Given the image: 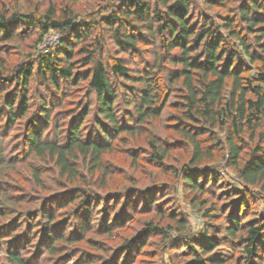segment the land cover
<instances>
[{
	"label": "trees",
	"instance_id": "1",
	"mask_svg": "<svg viewBox=\"0 0 264 264\" xmlns=\"http://www.w3.org/2000/svg\"><path fill=\"white\" fill-rule=\"evenodd\" d=\"M92 1L98 12L85 20L75 8L79 0L59 10L49 6L26 14L9 11L6 5L0 8V218H6L19 202L20 206L38 205L0 224V251L13 264H36L46 255L61 253L64 244L83 241L92 220L91 196L98 195L96 190L104 189L111 176L104 159L112 151L111 142L120 136H136L171 106L174 112L167 116L172 120L170 126L183 142L178 144L189 152L173 172L183 182L185 199L204 208V216L212 210L213 205L207 207L201 196L221 178L206 164L222 154V167L231 171L236 181L224 193L234 198L237 209L230 211L220 228L207 221L195 237L180 212L171 213L174 224L167 229L153 221L145 223L133 240L121 241L118 247L122 250L106 258L107 264H131L135 248L144 246V235L159 234L165 240L171 228L180 240L174 242L173 253L177 254L178 243L184 248L179 252L188 257L177 264H264V201L259 216L243 221L239 216L242 207L250 205L253 189L264 193V0H238L232 10L227 7L232 0ZM92 27L101 35L91 38ZM28 29L37 33L32 53L10 69L1 42ZM51 30L61 35L60 41L42 54L37 47ZM101 37L109 39L116 55L104 58ZM148 51L152 54L149 61L144 57ZM140 55L143 67L140 62L131 66L126 61V56ZM35 81L39 88L50 90L48 95L31 93ZM84 82L87 92L76 108L64 111L66 89ZM171 95L177 96L172 104ZM259 129L262 131L256 135ZM10 137L9 142L3 140ZM148 137L151 160L163 164L177 141ZM249 137L259 140L250 150L245 142ZM45 166L72 187L49 198L54 204L43 195L14 200L13 187L7 185L10 179L32 182L38 189L34 194L45 192ZM86 183L88 187H84ZM119 201L117 198L114 205L105 201L106 210L112 211L113 206L117 210ZM64 208L73 210V215L80 214L79 208L87 210V226L80 222L64 235L63 221L58 219ZM116 213L112 212V223L107 221L102 227L108 236L120 226L117 222L124 209ZM239 249L242 257L234 259ZM70 257L74 258L72 264L93 263L87 257L75 261L76 254ZM61 260L70 261L68 256ZM168 260L174 264L172 257Z\"/></svg>",
	"mask_w": 264,
	"mask_h": 264
},
{
	"label": "rangeland",
	"instance_id": "2",
	"mask_svg": "<svg viewBox=\"0 0 264 264\" xmlns=\"http://www.w3.org/2000/svg\"><path fill=\"white\" fill-rule=\"evenodd\" d=\"M71 1L0 0V8L6 5V8L9 11L20 10L21 13L26 14L27 12H35L36 10L42 12L49 6L59 10L61 7H63V5H66ZM237 1L238 0H232V2L227 5L228 9L232 10L231 7L239 3L241 0H239V2ZM75 8L82 16V20L92 19L98 12V6H96V3L92 0H79V2L75 4ZM88 16L93 17L89 18ZM36 34L37 33L33 32V30L28 29L25 34L20 33L13 40L1 42L3 45H5V62L10 67V69L17 62L26 60L32 53L31 46L36 39ZM89 34L91 35V38L101 35L100 30H98L96 27H92L89 30ZM101 40L103 41L104 45V58H110L111 56L116 55L117 52L115 51L109 39L106 37H101ZM87 44L90 45L89 41H87ZM142 47H147L149 50L151 49V46L148 44H142ZM144 54L148 55L144 56L148 61L152 59V54H149V51L144 52ZM119 57L124 56L121 55ZM126 59H128L126 61L129 62L131 66H133L134 63H136L137 66V63L140 62L139 66L143 67V55H140L139 58L131 57V59L126 56ZM38 85L39 82L37 81L32 84L31 93L35 91L33 95H37L38 93L48 95L50 90L47 88H39ZM6 88L7 87L4 89ZM63 89H66V87ZM86 92L87 88L85 86V82L80 83L77 87L71 86L66 89L64 99H62V95L59 97V99H62V104L64 105L62 109L67 111L66 109L72 110L73 108H76V103ZM170 99L172 104L177 100V96L171 95ZM34 107H36V104H34ZM169 111L171 113L174 112L171 106L167 107L166 112L161 119L152 121L150 124L142 127V130L138 132L139 134L136 136H120V138H116L111 142L112 151L104 155V159L106 160V163H108V166L111 170V176L109 177L104 189H102L100 192L96 190L98 195L91 196L92 207L90 212L92 220L89 222L87 227L88 231L85 233L86 238H84V240L81 242L64 244L62 246L63 251L61 253L54 256L46 255L44 260L42 259L36 264H54V262L63 259L64 256H68V259H70L68 262L69 264H72L74 258L70 257L71 254L78 255L75 261H79L81 258L85 261V257H87L89 261H93L92 264H107L106 258H111L117 252L122 250L121 246L118 247L122 243L121 241L133 240L139 231L145 226V223L153 221V223L161 225V227L164 229H167V226L169 225H173V221L170 220V215L173 212H180L186 217L190 227V235L193 234L194 237L198 235L197 233L202 232V229L205 227V223L207 221L213 223L215 226H219V228L220 225L223 226V224H225L228 214L232 209L235 208L233 200L234 198L231 196L229 197L228 194L224 193L225 189L236 184V181L233 179V173L222 167V154H216L212 163L207 162L206 165H211L219 172L221 181L218 183L216 182L213 187L210 186L207 194H203V196H201L203 199H206L207 207H209L210 204L213 205L212 210H209L207 213H205L206 216H204V208L199 209L198 205H192L190 202H188L185 199L183 182L179 177L174 176L173 172L188 158L189 152L187 153V149H183V144H178L183 142L179 140L178 135L173 131L174 128L170 126L172 120L171 118L167 117ZM261 131L262 130L260 129L257 130L256 135H258L257 133H260ZM247 136L245 137L247 138ZM147 137L148 139H151L152 137L159 140L167 139L169 142L177 141L174 149L168 153V156L163 164L155 163L153 160H151L149 148L146 144ZM3 140L9 142L11 137L8 140L3 138ZM258 141L259 140H257L256 137L253 139V141H251L250 137L245 139L247 149H249L250 145L253 146L258 144ZM22 151H20V153H23ZM6 152L10 153L8 149ZM18 168H20V165ZM43 169H47L44 171L43 175V180L46 183L45 192L42 191L40 195H38V193L34 194V192H38V189L37 191L35 190L36 187L32 184V182L21 183L20 181L19 183L17 180L10 179V184L7 185L9 187H13L11 190L13 192L12 198L17 201H27L30 197L37 198L43 195L44 199L46 198V201L49 200L51 201L50 203L54 204L55 201L49 198H52L59 192L62 193L63 191L72 187L73 184L59 179L54 172H50V166H45ZM12 184L16 186H13ZM84 187H88L87 183L84 184ZM231 187L229 189H231ZM2 191L4 192L5 190ZM136 191H138L137 194L132 196V194ZM139 192H144L146 194L143 195ZM253 192L254 196L249 202L250 205H248L246 209L242 207L243 210H241L239 213L240 219H242V221L243 219L248 218L254 219L260 215V209L263 207L264 193H257L255 189H253ZM118 193L121 195H118ZM100 197H102V201L99 200ZM145 197L148 199V202H145ZM117 198L120 199V205L116 206L117 210L114 209V206L113 208L111 207L113 209L112 211L109 212L106 210L108 205L105 201H108V203L111 202V205H114V202ZM142 198L144 199L143 203L140 202ZM126 201L127 203H125ZM15 206H19L20 208ZM128 206L129 208H127ZM36 208H38V205L36 204L34 207L27 204L20 206L19 202L18 204L14 205V208H11L10 214L6 218H0V224L10 222L18 212L28 213L29 211ZM122 209H124V213L122 214L121 218L122 220L117 222L120 226L113 228L111 230V235H106V232H104L102 228L104 223L107 221L108 223H112V219L114 217L112 212L115 211V213L117 212L116 214H119ZM236 209L237 208H235L234 211H236ZM79 210V215H73L71 213L73 210L71 211L69 208H64L59 211L58 219L63 221L61 222V225L64 230V235L71 233L72 228L78 226L80 222L83 224V226H87L88 223L84 218V214L88 213V211L83 208H79ZM209 214H214L215 218L207 217ZM169 232V237H167L165 240L164 238L162 240L159 234L156 235L149 233L144 235L141 238L144 241V246H139L137 249L135 248L136 255L131 264H172L168 260V258L171 257L174 260V264L187 261L188 257L183 253L184 251L179 252L180 250L184 249L181 247V244L177 243L175 245L176 247H179V249H176L177 254L173 253L174 242L176 243L177 239L178 242L180 240L175 235L172 228L169 230ZM92 241L93 243H91ZM163 243L164 245L166 244V246H163L162 248ZM100 245L103 246V249L99 248ZM108 247H110L109 251L107 250ZM160 253H162V255ZM240 257H242V253L239 249V251L234 254V259L238 258L239 260ZM234 261L235 260H233V262ZM62 262L63 260L59 261V264H67L66 262ZM108 263L111 264L110 262ZM0 264H13L8 261L3 251H0Z\"/></svg>",
	"mask_w": 264,
	"mask_h": 264
},
{
	"label": "built area",
	"instance_id": "3",
	"mask_svg": "<svg viewBox=\"0 0 264 264\" xmlns=\"http://www.w3.org/2000/svg\"><path fill=\"white\" fill-rule=\"evenodd\" d=\"M59 41H60L59 34L51 30L42 38L41 42L39 43L38 50L42 54H46L50 51V49L57 46Z\"/></svg>",
	"mask_w": 264,
	"mask_h": 264
}]
</instances>
